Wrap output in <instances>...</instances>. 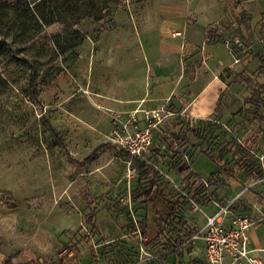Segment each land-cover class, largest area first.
Segmentation results:
<instances>
[{
	"label": "rangeland",
	"instance_id": "obj_1",
	"mask_svg": "<svg viewBox=\"0 0 264 264\" xmlns=\"http://www.w3.org/2000/svg\"><path fill=\"white\" fill-rule=\"evenodd\" d=\"M205 1L0 0V264H178L186 252L179 240L226 205L264 229V1L218 0L223 16L211 22L193 12ZM254 15L262 18L253 30ZM185 20H198V40L222 21L231 47L240 38L232 52L223 40L220 54L239 58L240 69L227 66L222 75L241 88L226 89L207 119L168 116L154 129L152 168L169 193L160 200L166 221L158 222L134 198L132 163L117 161L108 142L112 116L129 112L105 100L119 70L144 61L145 34L168 38ZM100 145L96 160L75 163ZM200 151L231 161L239 179L226 178ZM183 166L202 177L195 198L191 177L175 174Z\"/></svg>",
	"mask_w": 264,
	"mask_h": 264
},
{
	"label": "crops",
	"instance_id": "obj_2",
	"mask_svg": "<svg viewBox=\"0 0 264 264\" xmlns=\"http://www.w3.org/2000/svg\"><path fill=\"white\" fill-rule=\"evenodd\" d=\"M256 1L258 3H262L264 0ZM240 2L243 3V1ZM204 3L206 4V8L200 12L195 10H193V12H195L197 15L206 16L207 19H210V22L213 20L215 21L217 18L221 19L223 13L221 14V7L218 0H207ZM244 10V8L240 7V11H235L233 16L238 19L239 14L243 13ZM248 17L250 19L249 25L251 26V29L254 30L255 26L262 17H260V15ZM197 21L192 22L185 20L182 24L181 30H177L175 28L171 29L170 37L168 38H165L162 34H160V32H156V34L155 32L146 33V46H144L143 50L144 61L141 64L125 66L119 70V81L115 80L113 82L115 85L113 92L105 100V105L110 106L117 111L127 113L138 110L137 115L140 117L142 115L141 110L154 109L162 106L166 107L170 111V117L186 116L195 120H204L213 115L218 108L221 95L226 89H230L234 93H237L240 90V83H231L230 79L224 77L222 74L225 70V67L227 66L233 67L235 70H239L241 62L239 58H233V55V60H224L220 54V50L225 47L223 45V40L228 38L226 37L228 33L225 21H222V23L217 24L216 26H210L208 24V26L203 28L201 31V40H198L194 31V28L197 26ZM209 29L213 30L215 34L221 38L208 40L206 36ZM173 30L175 32H180L181 35L173 36ZM178 38H181V41H177ZM233 38L235 45L238 44L240 38ZM235 45L233 46V50L237 49ZM239 47L242 49L240 52L245 53L246 49L243 47V45L239 44ZM246 78L247 77L244 79ZM140 124L139 126L141 127L143 124ZM108 142L111 143L114 148H116V146L109 139ZM59 146L66 150V145L64 142L63 146ZM154 146L155 143L153 140L151 150L148 154L149 160L152 163H154L152 161L153 158L157 156V150L154 149ZM101 147L102 145L95 147L84 158L75 160V163H77L79 166H85L88 163L93 162L98 158ZM116 150L118 153L116 155L117 161L129 162V157L127 154L118 151L117 148ZM131 163L133 165V169L136 171V180L134 182V198L137 202L147 205L146 203L136 199L137 181L139 176L136 164H141L142 162L133 160ZM230 164L233 169L231 161ZM215 166L218 168L216 164ZM218 170L230 180L237 181L239 179L234 169V176H229L219 168ZM194 174L202 179L201 175L196 173ZM155 176L159 185L156 189L157 191L155 190L153 193L156 197L155 204L160 210L163 211V206L161 205L160 200L162 199L167 201L169 196L165 195L169 193L168 191L163 190L165 187L163 188V182L160 181L158 173H155ZM178 179L180 178L178 177ZM261 197L259 199L261 210L263 212ZM147 206L152 211L151 207L149 205ZM152 213L154 214L153 211ZM238 213L246 212L238 211ZM212 214L213 213L206 215ZM204 225L205 222L201 228H203ZM259 228L260 226H252L249 231L250 248L257 250L258 255L263 259L264 229ZM181 240L185 241L186 239L182 238ZM182 247L184 250H186V252L178 264H203L204 244L202 239L194 240ZM260 252H263V255H261Z\"/></svg>",
	"mask_w": 264,
	"mask_h": 264
},
{
	"label": "built area",
	"instance_id": "obj_3",
	"mask_svg": "<svg viewBox=\"0 0 264 264\" xmlns=\"http://www.w3.org/2000/svg\"><path fill=\"white\" fill-rule=\"evenodd\" d=\"M176 31L173 36H180ZM229 51L233 47L225 40ZM138 110L128 113L126 119L119 113L112 116L113 126L109 132V140L118 151L128 155L129 162H139L153 165L148 154L153 143V131L171 115L170 111L162 106L154 109H143V125L140 127L136 118ZM230 205L220 207L212 215L206 216L202 230L186 239L182 246L197 239L204 244L203 264H264L257 250L250 248L249 231L254 226L252 217L247 213L230 212Z\"/></svg>",
	"mask_w": 264,
	"mask_h": 264
},
{
	"label": "trees",
	"instance_id": "obj_4",
	"mask_svg": "<svg viewBox=\"0 0 264 264\" xmlns=\"http://www.w3.org/2000/svg\"><path fill=\"white\" fill-rule=\"evenodd\" d=\"M115 5V4H114ZM206 38L208 40H215L219 37L218 35L215 34V32L213 30H208L207 32V36ZM192 131H194V129L192 128ZM56 134V133H55ZM57 135V134H56ZM184 137L181 135H176L174 137V142L178 143L183 141ZM58 144L63 146V142L62 139L58 138ZM227 150V153L230 155L232 160H235L236 154H237V150L235 149L234 146H230ZM200 153L206 154L214 164H216L218 166V168L227 173L229 176H234L233 173V169L232 166L230 164V161L228 160H224L221 156H213V155H209L207 154L206 151H200ZM95 154V152H94ZM149 158V157H148ZM88 159V158H87ZM153 165L148 164V163H141V164H136V168L138 171V181H137V195H136V199L138 201H141L143 203H146L147 205H149L152 209V211L154 212L155 216H156V221L161 222V221H166V219L164 218V214L163 211L160 210L155 202H156V197L154 196V191L158 188V182L156 180V176H155V172L152 168ZM176 170V174L177 176L182 180V179H188V177H191V183L187 186L188 188V192L191 196V198H195L197 196V188L198 186L202 183V179L195 175L193 173V171L190 169V167L188 166H183V167H177L175 168ZM157 191V190H156ZM164 198V197H163ZM261 202H262V206H263V218H262V222L264 224V197H261ZM170 226V223H169ZM140 235H141V239H145L147 237V223L146 220H141L140 221ZM180 246L182 247V243H184V241H182L181 239L179 240Z\"/></svg>",
	"mask_w": 264,
	"mask_h": 264
}]
</instances>
